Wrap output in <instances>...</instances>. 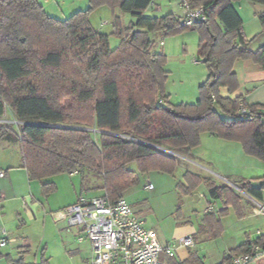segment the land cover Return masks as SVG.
Instances as JSON below:
<instances>
[{
	"label": "trees",
	"instance_id": "1",
	"mask_svg": "<svg viewBox=\"0 0 264 264\" xmlns=\"http://www.w3.org/2000/svg\"><path fill=\"white\" fill-rule=\"evenodd\" d=\"M154 0H89V6L61 20L37 0H0V118L9 111L21 125L0 124V143L17 144L21 168L29 181L82 173L81 186L94 178L110 202L124 198L136 172L173 174L176 159L169 151L186 152L200 145L201 134L239 144L242 152L264 163V107L246 105L242 97H222L238 88L236 60L264 70V46L251 50L242 34V20L233 4L240 0H186L202 7L206 21L183 26L179 16L146 14ZM264 6V0H247ZM102 6L112 11V34L120 41L110 48L108 35L93 28L89 14ZM119 10L132 20L122 27ZM264 30V13L257 16ZM185 30L198 34L197 56L208 71L193 104H171L164 92L166 56L154 51L155 34ZM243 103L248 113L239 115ZM91 131L97 140L93 139ZM92 178V179H91ZM203 184L211 198L223 201L217 213L204 214L207 237L221 230L228 206L239 197L228 186L185 172L179 184L185 194ZM46 194L54 183L41 185ZM261 189L244 181L240 190L260 196ZM1 201V193H0ZM254 243L264 249V233ZM238 245L218 264L246 252ZM10 264L11 261L9 260ZM19 264V263H15ZM170 264H206L196 252Z\"/></svg>",
	"mask_w": 264,
	"mask_h": 264
},
{
	"label": "rangeland",
	"instance_id": "2",
	"mask_svg": "<svg viewBox=\"0 0 264 264\" xmlns=\"http://www.w3.org/2000/svg\"><path fill=\"white\" fill-rule=\"evenodd\" d=\"M39 3L48 14L61 20L89 6V0H41ZM114 14L120 17L122 27H126L132 20L128 14L119 10H115ZM112 18V11L107 6L99 7L89 14L90 25L107 34L110 48H115L120 39L112 34ZM154 37V51L166 55L164 70L167 72V79L164 92L169 94V102L195 103L199 96V86L208 76L207 69L197 56V32L185 30L171 36L155 34ZM161 40L162 45L159 44ZM14 122L17 121L9 111L0 118V124L11 125L17 130L18 124ZM91 132L93 139L97 140L94 135L96 132ZM234 144L239 151V144ZM192 150L184 153L169 151L177 161V168L171 175L162 172L140 173L134 164L129 165V169L136 172L135 184L123 196L144 222L145 228L154 230L163 238L178 239L195 233H189L191 230L198 232L191 247L192 251L204 257L206 264H218L230 250L246 242L247 237L255 239L257 232L260 235L264 233V216L257 214L258 205L264 206V189H261L259 197L240 190L244 181H250L253 188L261 187L264 183V163L241 152V164L245 166L249 176L247 179L236 180L229 177L221 180L212 177L217 186H228L239 197L238 208L228 206L226 215L217 217L222 227L212 238L207 237L206 229H203L206 228L204 211L208 204H212L217 213L223 208V201L211 198L203 184L190 194H185L179 186L183 180V171L192 168L183 159L194 157ZM0 163L4 168L21 166V152L17 144L0 143ZM185 166H188L187 169ZM75 174L77 175H58L42 182L29 181L21 173L13 174L16 178L15 194L21 197L20 200L24 194L28 198L23 202L25 205L20 207L19 214L16 213L15 200L3 204L2 214L0 212V238L5 232L14 241L6 248H0V264H10L9 260L12 264H90L91 244L87 240L77 242V237L82 235L79 228L68 227L65 221L54 218V213L70 205L78 194L87 198L100 196L101 190L92 186H102L100 178L86 181L82 187V173ZM43 183H54L56 190L45 194L41 188ZM149 184L152 185V190L146 189ZM187 233L189 234L186 235ZM251 264H264V254L254 259Z\"/></svg>",
	"mask_w": 264,
	"mask_h": 264
},
{
	"label": "built area",
	"instance_id": "3",
	"mask_svg": "<svg viewBox=\"0 0 264 264\" xmlns=\"http://www.w3.org/2000/svg\"><path fill=\"white\" fill-rule=\"evenodd\" d=\"M41 1V0H37ZM181 11L180 21L183 26H191L206 21L202 7L191 9L186 0H172ZM162 45V42L159 43ZM248 113L241 103L239 115ZM15 124L21 125L19 122ZM4 172L0 171V176ZM152 190V185L146 186ZM258 215L264 216V206L258 205ZM212 204H208L204 213H215ZM56 220L65 221L68 227H78L82 235L77 242L87 240L91 244L90 264H170L181 249L191 248L194 234L178 239L159 236L154 230L146 229L144 222L132 210L124 198L110 202L106 196L83 197L54 213ZM257 237L260 235L256 233ZM256 239V238H255ZM247 237L249 249L231 258L226 264H251L254 259L264 254V249ZM14 240L3 232L0 248Z\"/></svg>",
	"mask_w": 264,
	"mask_h": 264
},
{
	"label": "crops",
	"instance_id": "4",
	"mask_svg": "<svg viewBox=\"0 0 264 264\" xmlns=\"http://www.w3.org/2000/svg\"><path fill=\"white\" fill-rule=\"evenodd\" d=\"M233 6L242 20V34L247 46L253 51L257 50L261 46H264V30L257 19L259 14L264 13V6L247 0L237 1L233 4ZM170 13L181 17V11L176 9L172 0H154L146 11V14L151 16H162ZM160 42L163 44L162 40ZM232 71L237 77L238 88L231 95L227 93L225 88H221L220 95L231 99L242 97L246 105H258L264 107V70L250 61L236 60L233 64ZM237 148L238 147H236L234 142H227L207 133L201 134L200 145L192 150L194 152V157L191 155V159H189V156V158H183L186 165L189 166V164H191L193 169L184 170L183 174L185 172H190L200 179H208L214 183L215 181L212 177L221 180H227L229 177L235 178L236 180L247 179L249 176L245 171V166L241 164L242 159L240 156L242 154V150L240 149V151L238 149L239 151H237ZM1 165L2 164L0 163V171H3L4 174L3 176H0V212L3 209V204L8 201L14 202L15 200L17 203L16 213L19 214L20 207L25 205L23 202L28 198V196L24 194L22 196V200H20L21 197L15 194L14 187L16 186V178L13 177V174L21 173V175L24 174L23 178L25 176L27 178L26 172L23 168H21V166L13 168L7 166L4 168ZM188 166H185L186 169ZM10 169L11 171H8ZM75 175L77 174L74 173L70 176ZM78 195L82 196V194ZM79 196H76L75 200L71 204H73ZM19 201L22 202L19 203ZM189 233L194 234V239L198 236V232L196 231L191 230ZM6 247L7 246L4 248ZM189 252L196 251H192L191 248L181 249L177 253V259L179 261H184L188 257ZM196 253L202 257L198 252ZM202 259H204V257H202Z\"/></svg>",
	"mask_w": 264,
	"mask_h": 264
}]
</instances>
